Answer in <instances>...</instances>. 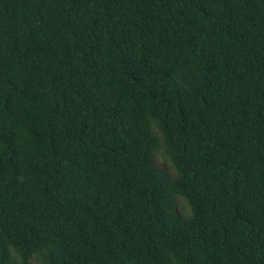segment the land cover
<instances>
[{"label":"trees","instance_id":"obj_1","mask_svg":"<svg viewBox=\"0 0 264 264\" xmlns=\"http://www.w3.org/2000/svg\"><path fill=\"white\" fill-rule=\"evenodd\" d=\"M0 264H264V0H0Z\"/></svg>","mask_w":264,"mask_h":264},{"label":"rangeland","instance_id":"obj_2","mask_svg":"<svg viewBox=\"0 0 264 264\" xmlns=\"http://www.w3.org/2000/svg\"><path fill=\"white\" fill-rule=\"evenodd\" d=\"M154 163L158 168L164 169L170 176L175 175V173L173 172L171 165L168 161V158L165 154H160L158 156H155L154 158ZM181 206V205H180ZM181 213L184 216H187L188 214V208H186L185 206H183L181 209Z\"/></svg>","mask_w":264,"mask_h":264}]
</instances>
